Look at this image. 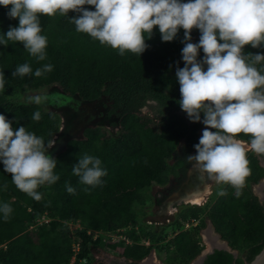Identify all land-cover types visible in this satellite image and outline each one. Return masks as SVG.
Instances as JSON below:
<instances>
[{
  "label": "trees",
  "instance_id": "obj_1",
  "mask_svg": "<svg viewBox=\"0 0 264 264\" xmlns=\"http://www.w3.org/2000/svg\"><path fill=\"white\" fill-rule=\"evenodd\" d=\"M84 7L95 10L94 6ZM8 10L0 5V35L19 25L18 18L7 15ZM77 15L70 11L68 16L57 13L39 17L41 34L48 41L45 61L37 62L21 42L0 44V72L6 80L5 89L0 90V114L12 122L14 130L24 126L47 145L61 132L62 116L43 103H30L27 95L49 87L65 100H78L82 105L100 103L119 132L115 135L105 126L86 125L82 138L68 140L54 157L57 161L53 171L59 180L38 187L40 201L18 190L0 162V205L8 203L13 209L7 221L0 213V264H70L73 257L75 264H103L95 255L102 248L117 251L128 264H139L159 249L161 238L171 226L160 231L142 229L141 220L148 214L145 208L153 199L154 187H158L156 203L162 206L180 191L195 164L187 157L196 155L194 145L199 143L206 125L191 122L179 104L176 69L184 67V30L180 29L173 41L163 42L156 27L151 39L146 38L149 47L141 55L126 50L121 56L118 49L77 32L69 21ZM200 36V31L193 29L191 42L198 43ZM243 52L264 54V45H245ZM204 55L200 49L197 59L202 61ZM24 63L32 67L33 73L12 77L16 67ZM44 63L52 64L53 71L35 77V69ZM36 111L41 113L39 121L32 119ZM237 138L248 143L251 140L243 133ZM85 154L99 158L106 169L98 186L84 185L72 173L74 164ZM260 156L264 158V154ZM247 159L251 175L239 197L231 185L221 184L206 205H189L178 212L171 231L180 232L176 237L184 249H168L171 259L166 262L192 264L201 254L199 232L207 225L205 217L238 256L215 250L204 264H246L261 252L264 200L254 193L253 185L264 178V167L253 151L247 152ZM204 176L206 181L212 180L206 173ZM66 184L74 193H68ZM221 191L224 195L219 194ZM44 218L48 221L40 222ZM193 221L199 223L193 226ZM71 222L79 226L72 227ZM186 224L192 229L186 230ZM121 230H125L130 244L122 239L103 240V233L119 235ZM96 232L102 234L95 237ZM145 240L151 244L146 246Z\"/></svg>",
  "mask_w": 264,
  "mask_h": 264
},
{
  "label": "clouds",
  "instance_id": "obj_2",
  "mask_svg": "<svg viewBox=\"0 0 264 264\" xmlns=\"http://www.w3.org/2000/svg\"><path fill=\"white\" fill-rule=\"evenodd\" d=\"M0 5L9 9L10 18L19 20L17 27L0 35V44L21 42L37 62L47 59L48 41L41 34V15L78 13L69 18L76 31L118 49L121 56L126 50L141 55L149 47L146 38L151 39L156 27L163 42L173 41L183 29L184 67L176 69L179 104L191 122L206 125L199 143L194 145L196 155L187 158L217 184L231 185L237 197L242 194L251 169L247 151L240 142L243 140L237 136H250L251 150L264 154V54L243 52L245 45H264V0H0ZM85 5L94 6L95 10H88ZM193 29L201 33L198 43L191 42ZM200 49L205 54L202 61L197 59ZM53 67L44 63L35 69L34 76L43 77ZM32 73V67L24 63L16 67L12 77ZM5 83L4 73L0 72V90L5 89ZM45 99L28 97L30 103L37 105ZM32 119L39 121L41 113L36 111ZM54 144L55 141H49L46 145L42 137L26 131L24 126L14 130L12 122L0 114V162L17 189L36 201L42 199L38 187L59 180L53 171L57 160L48 153ZM72 173L80 183L92 187L102 184L101 178L107 174L102 161L87 154L74 164ZM66 190L70 194L75 191L67 184ZM12 212L8 203L0 205L5 221ZM125 230H121L119 239L125 236L128 241L122 240L130 244ZM70 264H75V257Z\"/></svg>",
  "mask_w": 264,
  "mask_h": 264
},
{
  "label": "rangeland",
  "instance_id": "obj_3",
  "mask_svg": "<svg viewBox=\"0 0 264 264\" xmlns=\"http://www.w3.org/2000/svg\"><path fill=\"white\" fill-rule=\"evenodd\" d=\"M30 96H42L45 97V101L42 105H44L46 108L51 110L59 111L60 115L62 116V130L59 134H57L52 141H55V144L52 148L48 149V153L54 158L61 150L64 149L66 142L73 138H82V132L85 129L86 125H93L98 124L101 126L107 127L112 134L117 135L118 134V128L113 127L112 123L114 120L112 118H107L105 115L106 110L102 108L101 104H95V105H82L78 100H65L60 97V94H58L57 90L51 89V88H41L37 91H30L27 95ZM27 97V100H28ZM104 112V114H103ZM146 112V111H145ZM204 130V129H203ZM201 131V133L203 132ZM244 144V147L246 151H253L250 148V143H247L245 141H240ZM248 144V145H247ZM255 152V151H253ZM221 184H217L216 181L213 179L210 186L206 187L205 193L209 198L213 197V193L217 192L220 188ZM223 188V186H222ZM158 190V187H154L152 191L153 199L150 200L148 206L145 208V210L148 211V214L142 218L141 222L144 224L142 229L149 230L150 228L155 229L157 231H160L165 226H170L169 230H167L169 233L167 235H163L161 238L157 249L158 251V257L156 254H153L147 258L144 259V262L151 261L154 264H162L163 261H168L167 258L171 257V253L167 252L168 249H178L180 252L184 249V245H182L181 241H177V232L176 230L171 231L173 224L175 220L177 219L178 212L185 206H191L193 204H183L182 200L180 202V199L184 197V194H179V199H176L175 201H170V198L166 200L164 205H157L155 194ZM253 190L255 194L261 198V200H264V178L257 184L253 185ZM212 192V194H211ZM176 195V196H177ZM199 195V194H197ZM206 196V197H207ZM194 197V196H193ZM191 196L186 198V201H190ZM211 201V200H210ZM209 201V202H210ZM201 205H204V202H202ZM207 220L206 227L202 228L199 232V236L201 238L200 244L204 248V252H209L208 250L209 243L206 240V237L211 235V238L217 239L221 244L224 242L220 240L219 236H217L215 233L212 232V228H210V222L208 221V218L205 217ZM48 219H46L47 221ZM199 221H193L192 224L195 226L196 223ZM72 223V222H71ZM70 223V226L72 227H78V224ZM141 228H139L140 230ZM186 230H191L192 225L186 224L185 227ZM101 232H96L95 237L101 235ZM120 235H117L116 233L107 234L103 233L102 237L103 240L106 242V240H112V241H118ZM204 240V243H203ZM144 243H148L145 242ZM207 243V244H206ZM225 244V243H224ZM214 249V248H213ZM96 259L103 264H127L126 260L119 256V253L116 252H110L107 248H102L97 250L95 253ZM171 259V258H170ZM199 258H196L192 264H199Z\"/></svg>",
  "mask_w": 264,
  "mask_h": 264
},
{
  "label": "flooded vegetation",
  "instance_id": "obj_4",
  "mask_svg": "<svg viewBox=\"0 0 264 264\" xmlns=\"http://www.w3.org/2000/svg\"><path fill=\"white\" fill-rule=\"evenodd\" d=\"M205 129V128H204ZM202 131V130H201ZM201 136H202V133H201ZM238 140H241L239 138H237ZM248 143V142H247ZM247 152H251V151H247ZM255 154H257L256 152H254ZM196 168V167H193L192 170L189 172V177H188V180L187 182H185V184L180 188V191L179 192H176L174 194H172L169 198H170V201H175L176 199H179V195H177V193H179L180 195L181 194H184V197H182V199H180V202L182 200V205L183 204H190V202L186 201L185 199L190 197V196H198L197 194L201 195L202 198H203V201L204 202V205H206L207 203H209V201L211 200V198H209V196L206 195L205 193V189L206 187H208V185L211 184L212 180L211 181H206V178L204 176V173H201V171L197 170V171H194L193 169ZM202 178V179H201ZM194 180V182H192V180ZM212 194V192H211ZM214 194V193H213ZM177 195V196H176ZM207 196V197H206ZM175 197V198H174ZM192 198V197H191ZM209 221V220H208ZM210 222V227L212 228V231L216 232V234H218V232L216 231L213 223L211 221ZM199 223V222H198ZM198 223H196L195 225H197ZM178 232V231H177ZM180 233V232H179ZM178 233V234H179ZM177 234V235H178ZM220 235V234H219ZM203 243H204V240H203ZM149 244H151L149 242ZM219 247H214V251L215 250H224V249H217ZM213 250V249H212ZM211 250V251H212ZM213 251V252H214ZM227 251V250H226ZM204 252V248L201 252V254ZM153 254H156L157 257H158V251L155 249L153 250L149 256H151ZM200 254V255H201ZM199 255V256H200ZM147 256V257H149ZM198 256V257H199ZM146 257V258H147ZM197 257V258H198ZM125 259V258H124ZM126 260V259H125ZM144 261V259L142 261L139 262V264H143L142 262ZM205 261V260H204ZM204 261H203V264H204ZM127 264L129 261H127ZM155 263V262H154ZM202 262H199V264H201ZM162 264H169L168 262L166 261H163Z\"/></svg>",
  "mask_w": 264,
  "mask_h": 264
},
{
  "label": "water",
  "instance_id": "obj_5",
  "mask_svg": "<svg viewBox=\"0 0 264 264\" xmlns=\"http://www.w3.org/2000/svg\"><path fill=\"white\" fill-rule=\"evenodd\" d=\"M259 154V153H257ZM260 158V157H259ZM262 158V157H261ZM260 158V161H261V164L264 166V159ZM211 228V227H210ZM225 243V246L222 247V248H217V249H224V250H227L231 253H233L235 255V257L238 256V252L237 251H233L229 244L224 241ZM214 249L212 251H209V252H203L198 258H199V261L202 262L201 264H203V261L207 258V256L211 253H213ZM246 264H264V248L261 250V252L251 261V262H247Z\"/></svg>",
  "mask_w": 264,
  "mask_h": 264
},
{
  "label": "bare ground",
  "instance_id": "obj_6",
  "mask_svg": "<svg viewBox=\"0 0 264 264\" xmlns=\"http://www.w3.org/2000/svg\"><path fill=\"white\" fill-rule=\"evenodd\" d=\"M242 143V142H241ZM245 143H243L244 145ZM246 145V144H245ZM248 145V144H247ZM202 179V178H201ZM192 198L190 199L189 202H191L192 204H198V205H201L202 204V201H203V198L201 195H198V196H191ZM175 198V197H174ZM186 200V199H185ZM212 236L209 235L208 237H206V240L208 241L209 243V248L208 250H212L214 247H219V248H222L225 246V244H221V242H219L217 239H215L214 237L211 238ZM207 244V243H206ZM143 264H154L152 263L151 261H147V262H144Z\"/></svg>",
  "mask_w": 264,
  "mask_h": 264
},
{
  "label": "crops",
  "instance_id": "obj_7",
  "mask_svg": "<svg viewBox=\"0 0 264 264\" xmlns=\"http://www.w3.org/2000/svg\"><path fill=\"white\" fill-rule=\"evenodd\" d=\"M260 158H261V156H260V154H257ZM260 158H259V160H260ZM262 159V158H261ZM194 171H197V170H199L198 168H194L193 169ZM200 171V170H199ZM192 180V179H191ZM192 182H194V180H192ZM210 186V185H209ZM255 193V192H254ZM260 200H261V198H260ZM262 201V200H261ZM213 233H215L216 234V232H214V231H212ZM217 236H219V237H221L219 234H216Z\"/></svg>",
  "mask_w": 264,
  "mask_h": 264
},
{
  "label": "built area",
  "instance_id": "obj_8",
  "mask_svg": "<svg viewBox=\"0 0 264 264\" xmlns=\"http://www.w3.org/2000/svg\"><path fill=\"white\" fill-rule=\"evenodd\" d=\"M122 239H124V240L128 241V240H127V238H126L125 236H122ZM147 244H148V243H147Z\"/></svg>",
  "mask_w": 264,
  "mask_h": 264
}]
</instances>
